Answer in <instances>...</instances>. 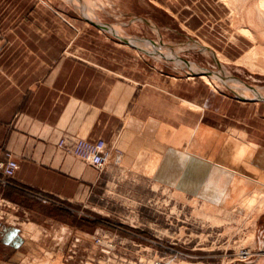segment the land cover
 Masks as SVG:
<instances>
[{"label": "rangeland", "instance_id": "1", "mask_svg": "<svg viewBox=\"0 0 264 264\" xmlns=\"http://www.w3.org/2000/svg\"><path fill=\"white\" fill-rule=\"evenodd\" d=\"M56 75L118 118L58 139L67 198L0 195V264H264V0H0V104L48 115Z\"/></svg>", "mask_w": 264, "mask_h": 264}, {"label": "crops", "instance_id": "2", "mask_svg": "<svg viewBox=\"0 0 264 264\" xmlns=\"http://www.w3.org/2000/svg\"><path fill=\"white\" fill-rule=\"evenodd\" d=\"M59 80V75L54 76L48 87L54 90L51 91L54 92L53 100L45 102L50 112L41 118L25 112L17 119L18 107L6 109L0 104V161L7 149L20 163L13 182L0 185L2 199L12 206L21 205L18 195L22 192L17 185L67 198L68 185L74 186L75 180L83 175L90 176L91 166L64 154L56 146L58 139L70 133L107 143V127L117 121L114 113L118 107L113 105L116 101L113 90L117 88L100 101L98 95L92 99L68 95L65 92L67 84H58Z\"/></svg>", "mask_w": 264, "mask_h": 264}, {"label": "built area", "instance_id": "3", "mask_svg": "<svg viewBox=\"0 0 264 264\" xmlns=\"http://www.w3.org/2000/svg\"><path fill=\"white\" fill-rule=\"evenodd\" d=\"M92 155H90V159L94 162V164L96 165H100L103 161V157L95 152V149L93 150V152H91ZM17 168V163L15 160L13 159H9L7 165H6V171L8 175H13L16 171Z\"/></svg>", "mask_w": 264, "mask_h": 264}, {"label": "bare ground", "instance_id": "4", "mask_svg": "<svg viewBox=\"0 0 264 264\" xmlns=\"http://www.w3.org/2000/svg\"><path fill=\"white\" fill-rule=\"evenodd\" d=\"M204 77H205V76H204ZM205 78H206V77H205ZM247 148H248L247 153H251L253 150L256 149V146L251 145V146H248ZM244 152H245L244 150L241 151L242 154H243Z\"/></svg>", "mask_w": 264, "mask_h": 264}, {"label": "water", "instance_id": "5", "mask_svg": "<svg viewBox=\"0 0 264 264\" xmlns=\"http://www.w3.org/2000/svg\"><path fill=\"white\" fill-rule=\"evenodd\" d=\"M11 232H12L13 235L16 234V230H14V229Z\"/></svg>", "mask_w": 264, "mask_h": 264}]
</instances>
